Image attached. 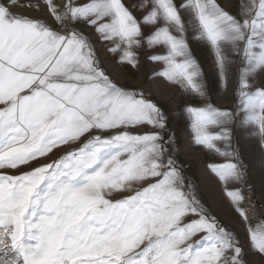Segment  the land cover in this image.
<instances>
[{"label":"snow or ice","instance_id":"6c2138e0","mask_svg":"<svg viewBox=\"0 0 264 264\" xmlns=\"http://www.w3.org/2000/svg\"><path fill=\"white\" fill-rule=\"evenodd\" d=\"M16 5L0 4V264H264V184L234 146L264 157V0H40L46 20ZM84 29L177 90L190 144L225 161L207 168L243 238L197 199L169 111L118 84ZM190 30L223 89L235 68L231 105L212 102Z\"/></svg>","mask_w":264,"mask_h":264},{"label":"crops","instance_id":"0c3cea01","mask_svg":"<svg viewBox=\"0 0 264 264\" xmlns=\"http://www.w3.org/2000/svg\"><path fill=\"white\" fill-rule=\"evenodd\" d=\"M7 2L8 0H0V4ZM124 2L126 4H132L138 2V0H124ZM239 2L240 0H216L217 4L232 14H236ZM39 3L40 0H17V5L13 7L11 11L16 15L46 20L47 17H44L36 10ZM23 5H31L32 7H24ZM137 15H139V13H137ZM84 31L88 33L92 40L103 67L118 84L127 86L131 89L143 90L145 95L149 96L155 103L169 111L170 123L168 124V130L170 133L175 134L179 145V150L175 153V156L178 158V163L182 167L185 177L193 185L197 199L210 214L216 213L220 203L222 201L229 202V200L225 196V190L222 184L208 171L207 165L209 163H224L225 161L219 156L212 157L204 151L197 150L190 144V134L187 128L186 118L182 115L172 114L181 103L177 90L168 86L160 79H152L153 72L157 71V69L143 59H141V67L138 72H130L117 67L111 59L106 57L105 49L102 44L91 35L88 29H84ZM192 35H194V33H191L190 30V47L195 58L201 63L212 102L219 107L231 105V89L236 79L235 68L229 76L228 89H223L220 86L219 77L213 66L208 49L192 40ZM63 154L64 153L60 151L56 152L57 156ZM248 156L247 154L246 160L248 161L249 173L252 177L251 183L259 190L260 186L264 184V174H260L256 171L252 157L250 158ZM2 171L4 170L0 172ZM251 173H254V175ZM228 187L231 188L234 187V185H229ZM238 226L240 227V223H238ZM252 259L254 260L255 258L253 257Z\"/></svg>","mask_w":264,"mask_h":264},{"label":"rangeland","instance_id":"374dc122","mask_svg":"<svg viewBox=\"0 0 264 264\" xmlns=\"http://www.w3.org/2000/svg\"><path fill=\"white\" fill-rule=\"evenodd\" d=\"M235 74H236V70H235ZM261 79H264V74L258 75L257 82H259ZM236 144L239 145L240 155L242 156L244 163L248 165V161L246 160V155L248 153L250 158L252 157L253 159L254 167L256 171H258L260 174H264V157H262L260 153L257 151L255 142L248 140L245 136L241 135L237 137V139L234 141V146ZM249 179L251 183L252 177L250 173H249ZM210 215L217 218L223 225L235 231L237 234L241 236V238H243L241 229L238 226L239 219L237 215L234 213L233 208L231 204H229V202L222 201L220 203L219 208L217 209V212Z\"/></svg>","mask_w":264,"mask_h":264},{"label":"bare ground","instance_id":"6f19581e","mask_svg":"<svg viewBox=\"0 0 264 264\" xmlns=\"http://www.w3.org/2000/svg\"><path fill=\"white\" fill-rule=\"evenodd\" d=\"M248 154V153H247ZM249 155V154H248ZM248 157H250V156H248ZM250 159V158H249ZM251 174H253L254 175V173H251Z\"/></svg>","mask_w":264,"mask_h":264}]
</instances>
